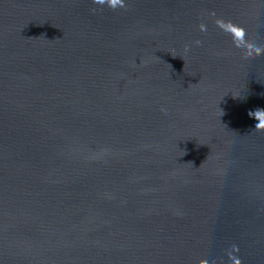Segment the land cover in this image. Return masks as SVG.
<instances>
[{
	"label": "water",
	"instance_id": "obj_1",
	"mask_svg": "<svg viewBox=\"0 0 264 264\" xmlns=\"http://www.w3.org/2000/svg\"><path fill=\"white\" fill-rule=\"evenodd\" d=\"M264 0H0V264H264Z\"/></svg>",
	"mask_w": 264,
	"mask_h": 264
},
{
	"label": "clouds",
	"instance_id": "obj_2",
	"mask_svg": "<svg viewBox=\"0 0 264 264\" xmlns=\"http://www.w3.org/2000/svg\"><path fill=\"white\" fill-rule=\"evenodd\" d=\"M260 116V125L259 126H264V113H258Z\"/></svg>",
	"mask_w": 264,
	"mask_h": 264
}]
</instances>
